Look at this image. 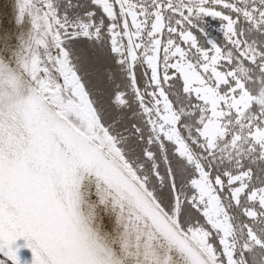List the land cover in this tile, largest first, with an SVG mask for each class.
Returning a JSON list of instances; mask_svg holds the SVG:
<instances>
[{
	"label": "snow or ice",
	"instance_id": "obj_1",
	"mask_svg": "<svg viewBox=\"0 0 264 264\" xmlns=\"http://www.w3.org/2000/svg\"><path fill=\"white\" fill-rule=\"evenodd\" d=\"M13 13L0 264H264V0Z\"/></svg>",
	"mask_w": 264,
	"mask_h": 264
},
{
	"label": "water",
	"instance_id": "obj_2",
	"mask_svg": "<svg viewBox=\"0 0 264 264\" xmlns=\"http://www.w3.org/2000/svg\"><path fill=\"white\" fill-rule=\"evenodd\" d=\"M13 3L14 0H0V25H3L4 21L7 20L9 26L13 23ZM18 244H23L24 241L20 240L17 242ZM21 259L23 261H28L29 264L32 259V254L30 250L26 248H21L19 253Z\"/></svg>",
	"mask_w": 264,
	"mask_h": 264
},
{
	"label": "trees",
	"instance_id": "obj_3",
	"mask_svg": "<svg viewBox=\"0 0 264 264\" xmlns=\"http://www.w3.org/2000/svg\"><path fill=\"white\" fill-rule=\"evenodd\" d=\"M215 27H216L215 24H213V25H212L213 30L215 29Z\"/></svg>",
	"mask_w": 264,
	"mask_h": 264
}]
</instances>
